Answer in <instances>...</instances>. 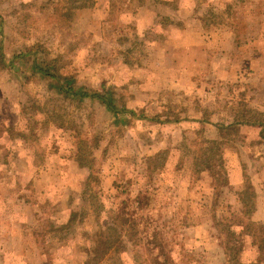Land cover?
Wrapping results in <instances>:
<instances>
[{
  "label": "rangeland",
  "instance_id": "374dc122",
  "mask_svg": "<svg viewBox=\"0 0 264 264\" xmlns=\"http://www.w3.org/2000/svg\"><path fill=\"white\" fill-rule=\"evenodd\" d=\"M93 1L0 0V264H85L102 242L90 264H264L246 226L264 235V211L244 217L229 184L262 181L264 129L224 140L228 186L192 145L246 109L264 120V0Z\"/></svg>",
  "mask_w": 264,
  "mask_h": 264
},
{
  "label": "trees",
  "instance_id": "16d2710c",
  "mask_svg": "<svg viewBox=\"0 0 264 264\" xmlns=\"http://www.w3.org/2000/svg\"><path fill=\"white\" fill-rule=\"evenodd\" d=\"M71 1V0H70ZM94 3L93 0H72V8L81 9L92 6ZM139 3H143V0L139 1ZM35 52V51H34ZM35 56V55H34ZM36 55L34 57V66L42 72L53 78L58 80L56 75L51 73L47 68L42 67L40 64L37 63ZM42 63V62H41ZM0 64L2 66L5 65L4 60L0 56ZM64 85H60V89H63ZM71 92L69 89L65 91V93ZM69 96L78 97L79 99L89 97V98H97L100 101H102L111 111H113L115 114L122 112V110L115 109L114 105L112 104L111 100L107 98L106 96L100 95L99 93H93L86 90H80L79 92H71L67 94ZM240 111V110H239ZM245 114L241 115L239 118L238 116H234V119L232 122H230L227 125H216L218 136L215 139H196L192 142V145L196 147L194 151V159H193V165L196 168L198 172H202L204 170H208L211 173V176H213L216 180L221 179L222 183H224L226 186H228L227 178L225 177L226 171L224 167V157L222 154V150L224 148V140L228 142L229 136H231L232 133L236 132L237 125H254L259 126L262 130L264 129V120L260 119L261 113L254 109H246L244 111ZM54 120V119H53ZM262 136V135H261ZM264 138V135L262 136ZM167 154L166 150H162L159 153L155 154L152 157H148L147 161V169L153 173L155 172L159 166L163 163V160L165 159V156ZM225 178V179H224ZM243 186L238 191V200L241 205V213L244 217H251L252 214L256 210V192L255 189L249 179V176L244 173L243 174ZM136 201L138 203H142V199L138 198ZM145 201V200H144ZM95 213H98V211H94ZM122 224H126L127 219L124 217L121 218ZM216 220V219H215ZM221 223L219 221H215V226H220ZM247 227L252 228L257 227L258 234L254 237V241L256 243V248L259 253V261L263 260L264 263V235H263V227L260 225L255 224L254 222L248 220L247 221ZM227 229V230H226ZM231 230H229L228 227H225V237L226 242L224 246L225 253L227 256H230L231 260L236 263L237 261V253L240 250V247H236L235 245H231ZM125 236L128 237L126 233H124ZM230 235V236H229ZM130 240H132V237H128ZM112 247H114L111 243L102 242L98 244L91 243L86 248V260L85 264H90V258L93 259H101L105 255L109 254L112 251ZM117 248H114L113 251H116ZM118 250V249H117ZM160 264V263H156ZM234 264V263H233Z\"/></svg>",
  "mask_w": 264,
  "mask_h": 264
},
{
  "label": "crops",
  "instance_id": "0c3cea01",
  "mask_svg": "<svg viewBox=\"0 0 264 264\" xmlns=\"http://www.w3.org/2000/svg\"><path fill=\"white\" fill-rule=\"evenodd\" d=\"M0 52H1V49H0ZM262 63L260 65H262ZM260 70L264 71V67L263 68L260 67ZM240 169H241V167H240ZM241 171H242V169H241ZM249 173H250V170L247 171L248 175H249ZM259 173L261 175V172H259ZM263 174H264V170L262 172V176H260V177H262V181L260 183L258 182L259 176H255L256 173L253 176H252V173L250 174L251 183H252V185H253V187L255 189V192L257 194V205H256V210L255 211H264V176H263ZM241 177H240L239 181H237L236 183L232 182V180L229 179V184L230 185H234V184L242 185V183H241L242 182V178ZM239 185H236V187H231V188H233L234 191L235 190L239 191L240 188H241Z\"/></svg>",
  "mask_w": 264,
  "mask_h": 264
}]
</instances>
